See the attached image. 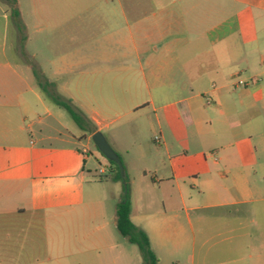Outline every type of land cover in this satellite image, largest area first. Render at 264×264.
I'll use <instances>...</instances> for the list:
<instances>
[{
    "label": "crops",
    "instance_id": "crops-1",
    "mask_svg": "<svg viewBox=\"0 0 264 264\" xmlns=\"http://www.w3.org/2000/svg\"><path fill=\"white\" fill-rule=\"evenodd\" d=\"M0 3L7 25L8 12L17 10L22 18L27 1ZM29 4L28 12L36 20L35 37L27 44L36 48L25 49L18 59L13 52L0 50V264H128L125 245L112 239L103 181L92 176L88 166L92 157L99 160L90 143L99 131L118 152L119 136L143 139L144 111L168 106L180 109L186 125H198L203 145L218 150L219 158L211 160L209 151L201 153L196 162L203 173L181 176L192 160H186L184 148L180 156L172 157V143L159 123L155 142L163 145L170 163L164 167L165 176L155 179L162 185L152 187L164 190L168 200L177 196L179 209L169 211L163 200V209L151 214L139 201L136 209L131 203V219L148 234L158 264L163 257L169 263L171 236H187L182 213L192 222L190 211L218 208L235 209L228 221L236 234L230 249L236 259L218 264H264V241L255 248L246 239L260 233L253 204L264 201V196L255 195L262 193L251 182L255 167L242 163L239 150L226 152L222 145L245 133L243 128L250 139L264 135V0H29ZM238 34L245 37L249 65L245 79L243 71L224 62L226 57L235 59ZM35 71L95 130L78 127L84 131L85 144L71 141L69 112L48 100ZM136 115H141L137 122ZM214 119L220 123L217 127ZM116 120H124L129 129L107 137L104 132ZM176 160L180 165L173 163ZM220 166L226 171L217 174L226 182L228 197L216 182ZM145 184L144 190L152 189ZM189 186L207 192L210 202L193 203ZM242 209L249 215H241ZM116 210L117 206L111 214L115 228ZM248 218L250 224L245 225ZM100 220L103 223L98 224ZM197 221L207 236L208 218L199 215ZM187 241L176 249H185ZM203 253L199 264H215L208 261L210 249ZM254 253L259 254L257 261Z\"/></svg>",
    "mask_w": 264,
    "mask_h": 264
},
{
    "label": "rangeland",
    "instance_id": "rangeland-1",
    "mask_svg": "<svg viewBox=\"0 0 264 264\" xmlns=\"http://www.w3.org/2000/svg\"><path fill=\"white\" fill-rule=\"evenodd\" d=\"M23 7L25 10L21 16L16 17L12 12H8L10 18L9 23L5 25V19L3 18L4 13L0 9V50H5L7 54L14 53L15 59L20 58V54H24L25 49L34 50L36 48L34 44H27V40L31 37H35V28L33 27L36 20V15L28 12L30 4ZM0 6L2 4L0 3ZM1 8V7H0ZM10 8V7H9ZM23 39L25 40H22ZM236 39V56L235 59L225 58V63H230L234 66L232 68L234 71H243L242 79L246 77V71H248V63L246 62V48H245V37L237 35L234 37ZM25 41V42H24ZM32 64H34L32 62ZM261 68V67H260ZM48 100L55 104L51 97L47 94ZM213 105L208 106L207 110L211 111ZM142 116H145L147 125L144 129V136L142 140H137L134 138L133 134L128 135L127 138L124 136H119V144L122 149L117 150L118 155L121 157V161L124 166V175L127 182L124 181H113L112 179L103 180V192L102 194L106 197V215L108 216L110 228L112 231V239L119 244H124L127 250V263L128 264H145L143 255L137 245L129 243L113 225L111 220V214L116 208L118 202L124 199L126 193V187L129 189V197L131 203L136 209L138 201L139 206L142 207L147 213H156L163 209V200H165L166 207H169V211L179 209L177 196L175 198L166 196L164 190H155L152 184L162 185L161 182L156 181L157 178H163L164 167L169 165L170 160H168L165 153L164 147L161 144L155 142L156 137H160V127L162 128L172 143L171 155L173 158L180 156L182 149L187 150L188 158L186 160H192V163H187L183 170L181 176L194 177L203 173L200 167V163L196 162L202 157L201 153L210 154L211 160L218 159V150L214 148H206L202 141L200 140L198 125L196 123L192 125H186L182 115L180 114V109L176 106H168L167 108H159L156 112L153 109L144 111ZM141 115H136V121H139ZM68 127L71 130V136L69 138L74 143L82 142L86 143L84 131L78 129L73 118L68 115ZM213 117V115H209ZM205 121V118L202 120ZM220 123L214 119L213 125L217 127ZM134 127V125L132 126ZM61 128V127H60ZM38 129V126H35ZM65 133H68L64 127L61 128ZM128 126L125 125L124 120H116L110 122V128L104 132L108 137L110 134L119 135V133L128 130ZM242 129L239 128L240 131ZM245 133H239L236 138L226 139L222 141V145H226L223 149L226 152L234 151L235 149L241 152V160L245 165H252L255 169L250 173L252 185L257 191H261L264 196V135L259 137L255 136L252 139L248 137V132L246 128H243ZM73 134V135H72ZM70 135V133H69ZM58 143V142H56ZM232 143V145H229ZM92 151L96 154L97 158L92 157L89 168L92 169V176H99L100 169L107 170L109 173L110 162L109 160L99 151L97 146L93 141L90 143ZM235 148V149H234ZM176 166L180 165L177 160L173 162ZM225 172L224 167H218L215 172L216 182L219 191L223 193V196L228 197L227 191L224 187L226 182H224L219 175L218 171ZM227 173V172H226ZM167 175V174H166ZM229 175V174H227ZM99 179V178H98ZM145 183H148L151 190L145 189ZM191 182H188V185ZM190 188V186H189ZM193 203L197 205H205L210 202V196L203 192H200L199 188H190ZM191 205H188L190 207ZM253 210L255 211L254 218L257 220V225L260 227V233L263 235L260 237V233H254L253 238L247 237V244L253 245L255 248L260 246V242L264 241V201H260L253 204ZM243 210V209H242ZM249 215V212L243 210L241 215L245 213ZM235 213V209L230 208H218L209 209L203 211H190L191 221L188 219L186 213H182L181 224L186 230V237L180 238L178 236H171L169 239V263L166 258L163 257L161 264H199L203 251L211 250L210 253V263H228L236 259V254L230 252L233 242L235 240V233L230 231V222L228 221ZM199 215H205L208 218L206 229L209 231L208 235L205 236L201 233L202 227L199 225L197 218ZM238 215V214H237ZM245 225L250 224V220H243ZM103 223L102 220L98 221V224ZM256 225V226H257ZM256 230V228H255ZM188 240V241H187ZM195 240V245L193 241ZM187 241L183 246L185 249H176L181 243ZM264 247V246H263ZM194 254V259H191V255ZM240 255V254H238ZM242 255V254H241ZM249 255V254H243ZM254 261H257L259 254L254 253ZM264 255V253H263ZM250 260V259H248Z\"/></svg>",
    "mask_w": 264,
    "mask_h": 264
},
{
    "label": "trees",
    "instance_id": "trees-1",
    "mask_svg": "<svg viewBox=\"0 0 264 264\" xmlns=\"http://www.w3.org/2000/svg\"><path fill=\"white\" fill-rule=\"evenodd\" d=\"M13 14L16 17L20 16L19 11L17 10H14ZM35 76L37 77L41 88H43L47 92V94L51 97L54 103L66 109L75 121V123L81 129L91 131L92 133L95 132V130H92L91 125L87 121V119L80 112H78L68 100H65L57 92H55V90L53 89V84L39 77L36 71ZM109 162V173L106 175H99L97 177L101 181L106 179H112L113 181H124L126 183L127 179L125 175L124 177L121 176L119 165L111 160H109ZM131 212L132 204L129 197V189L127 186L124 199L117 205V229L120 234L129 241V243L137 245L139 247L143 255L145 264H158L159 259L152 249L148 234L143 229L137 227L134 224L131 219Z\"/></svg>",
    "mask_w": 264,
    "mask_h": 264
},
{
    "label": "water",
    "instance_id": "water-1",
    "mask_svg": "<svg viewBox=\"0 0 264 264\" xmlns=\"http://www.w3.org/2000/svg\"><path fill=\"white\" fill-rule=\"evenodd\" d=\"M95 145L97 148L100 150V152L108 159L111 161H114L117 163L120 167V173L121 176L124 177V166L123 163L117 154V152L111 147L103 133L101 132H96L93 137H92Z\"/></svg>",
    "mask_w": 264,
    "mask_h": 264
},
{
    "label": "built area",
    "instance_id": "built-area-1",
    "mask_svg": "<svg viewBox=\"0 0 264 264\" xmlns=\"http://www.w3.org/2000/svg\"><path fill=\"white\" fill-rule=\"evenodd\" d=\"M239 84L240 85H245V82L244 81H239ZM107 170H105V169H100V171H99V173H100V175H106L107 174Z\"/></svg>",
    "mask_w": 264,
    "mask_h": 264
}]
</instances>
